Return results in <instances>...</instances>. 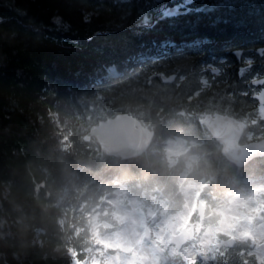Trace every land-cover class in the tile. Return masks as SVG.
<instances>
[{"label": "trees", "instance_id": "16d2710c", "mask_svg": "<svg viewBox=\"0 0 264 264\" xmlns=\"http://www.w3.org/2000/svg\"><path fill=\"white\" fill-rule=\"evenodd\" d=\"M226 35L245 37L225 44ZM245 39L264 46V0H0V237L16 262L72 264L74 252L85 264H115L121 247L106 239L125 227L118 205L132 200L150 226L174 218L165 187L181 185L182 151L166 149L174 136L206 167L197 184L207 200L205 228L219 241L232 236L217 230L226 194L256 189L264 200V157L237 167L199 118L256 103L248 90L253 76L264 77V56L255 54V73L224 60L225 49L251 47ZM210 65L226 73L213 77ZM162 73L178 77L164 83ZM118 113L155 130L143 156L109 157L88 140L93 124ZM137 184L147 191L134 199ZM261 223L255 218L252 227ZM255 248L245 235L189 264H264ZM0 264H14L1 246ZM154 264L188 263L166 252Z\"/></svg>", "mask_w": 264, "mask_h": 264}, {"label": "rangeland", "instance_id": "374dc122", "mask_svg": "<svg viewBox=\"0 0 264 264\" xmlns=\"http://www.w3.org/2000/svg\"><path fill=\"white\" fill-rule=\"evenodd\" d=\"M253 61L254 59L252 57L248 59V62L250 63H253ZM211 68L218 67L211 65L207 66L205 70L211 71ZM258 109L260 114L264 115V106H259ZM256 137L258 136L251 134L250 132H246L242 139V143L255 140L254 138ZM169 148L173 155L183 151L182 144L180 143L169 144ZM231 193H234V189H230L226 196L231 195ZM236 193L229 196L228 206L223 210V217L217 230L223 233L233 232V234L237 237L239 236L241 239L244 238L245 233L250 236L252 235L254 242L257 241L254 252L257 253L258 257L261 259L264 255L258 249V244L264 241V219L260 221L262 222L261 226L256 227H252L250 225L251 223L244 222L243 219L245 217H261L264 200L259 196L256 189H253L248 193ZM199 198V192L196 191L195 188V190L191 192V195L187 200L186 207L182 212L175 215L174 218L166 217L158 219L159 221H157V223H153L152 228L147 225L150 221L147 219L148 217L143 214V212L140 214V211H137L138 204L136 201L132 200L128 208L126 207V204L118 205L117 215L120 217V220L125 223V227L120 232L106 239L109 243L113 242L115 246H118V248L121 247V251H118V254L112 258V262L115 264H130L131 262L129 263L128 258H131L132 260L139 261L142 264H154L155 256L158 252V245H160L165 252L167 251L169 256H172L177 252L180 253L182 258L187 260L188 264L192 263L197 255L208 256V254L212 252L213 254H216L224 251V249L219 250L215 247V243H219V240L215 235V229L212 227H206L200 235L202 236L204 233L209 234L210 239L206 243L194 240L182 247L179 251H177L174 245L170 244V237L180 232V223L183 224V227H187V224L192 221L191 218L197 210L198 202L200 200L204 202V199L199 200ZM233 202H235L238 206L237 210L234 212L226 211V209L232 207ZM149 215L151 220L155 218V216L151 214ZM178 221L180 223H178ZM196 222L198 226L204 227L203 222L199 221V219H197ZM146 225L150 228V236L147 241L144 239ZM126 254H129L128 257H126Z\"/></svg>", "mask_w": 264, "mask_h": 264}, {"label": "water", "instance_id": "95a60500", "mask_svg": "<svg viewBox=\"0 0 264 264\" xmlns=\"http://www.w3.org/2000/svg\"><path fill=\"white\" fill-rule=\"evenodd\" d=\"M243 51H237V56L241 59ZM258 53L263 55L264 47L258 49ZM213 73H218V69H213ZM165 82H173L176 75H161ZM256 86L264 85V79L253 81ZM255 98L261 104H264V89L260 93L255 94ZM211 134L222 144L223 155L232 163L239 167H245L256 158L264 157V139L252 141L246 144H241V139L244 134L246 124L232 117L222 114L212 116L210 114L202 120ZM95 137L103 152L111 157H120L125 161H130L144 155L151 147L155 132L148 126H144L142 122L127 113H118L114 117L99 120L90 128L88 140ZM198 212L203 220L206 214V204L199 203ZM245 221H250V218H245ZM187 229V228H185ZM194 234H200L202 228H195V224H191L189 228ZM191 238H183L181 232L171 237L170 243L176 245L177 249H181L186 243L192 241ZM223 245L233 247L234 239H228L218 244V247ZM0 246L9 256L14 264H18L3 243L0 237ZM163 253L161 247H158ZM259 248L264 252V243Z\"/></svg>", "mask_w": 264, "mask_h": 264}, {"label": "clouds", "instance_id": "9594fccd", "mask_svg": "<svg viewBox=\"0 0 264 264\" xmlns=\"http://www.w3.org/2000/svg\"><path fill=\"white\" fill-rule=\"evenodd\" d=\"M192 148H195L193 143ZM181 158L183 159V165L177 166L175 173L176 177L181 182V185L178 190L171 188L170 185L166 184L169 190L167 192V198L170 201L171 207L177 211L179 214L180 210L184 205H186L191 192L196 188L199 179L206 171V167L201 166L200 157L194 150L185 149L180 153ZM174 164H179V161H174ZM207 162L205 161V165ZM146 189H142L139 184L135 186V190L132 192V196L135 199L137 196L143 197ZM243 189L239 190L238 194H242ZM238 206L233 202L231 208L226 209L228 212L236 211ZM185 219V218H181ZM209 223L214 222L215 216H210ZM178 223H180L178 221ZM180 232L183 238H191L194 240H199L201 242H208L210 236L208 233H204L202 236H197L190 229H185L183 224L180 223Z\"/></svg>", "mask_w": 264, "mask_h": 264}, {"label": "flooded vegetation", "instance_id": "af4514ba", "mask_svg": "<svg viewBox=\"0 0 264 264\" xmlns=\"http://www.w3.org/2000/svg\"><path fill=\"white\" fill-rule=\"evenodd\" d=\"M244 37L245 36H242V35H239V36H228V35H226V36L221 37L220 39H221L222 43L227 44V43H230L233 41H235L237 43V41L243 40ZM242 45L251 46V47L243 48L241 46V47L236 48L235 46H232V47H234L233 49H225L224 60L225 61H228L229 59L234 60L235 62H238L240 64V68L244 72L253 71L255 73L256 69H254V68L257 67V57L255 56V54H257V49H258V47H260L258 45V40L257 39H252V40L245 39V41ZM237 50H244L243 61L238 60L237 57L235 56L234 52ZM251 57L254 59L253 63L248 62V59ZM236 59L238 61H236ZM221 69L223 71V74H225L226 73L225 68H221ZM257 91H258V89H255V90L251 89L250 93H251V95H253ZM235 110H237V111H235ZM235 110H224V111L222 110V111H217V112L214 111V112H207V113H211L213 115L215 113H221L224 115H229L231 117H234L238 120L244 121L247 124V132H250L251 134H254L256 132V128L260 125L259 122L264 121V115H260L258 112V103L257 102L254 103L251 107H247L246 109L239 108V109H235ZM236 114H238V115H236ZM162 121H163V117L161 116L160 117V124L162 123ZM261 125H262L261 127L264 128V123H262ZM259 133L261 135H264V129H263V131H259ZM171 139H175L174 142H176V143L177 142L181 143V137H179V136H175Z\"/></svg>", "mask_w": 264, "mask_h": 264}, {"label": "built area", "instance_id": "2783aa9c", "mask_svg": "<svg viewBox=\"0 0 264 264\" xmlns=\"http://www.w3.org/2000/svg\"><path fill=\"white\" fill-rule=\"evenodd\" d=\"M39 234H40V233H38V234L36 235L35 239H34L36 242H40V241H41L40 238H39Z\"/></svg>", "mask_w": 264, "mask_h": 264}, {"label": "bare ground", "instance_id": "6f19581e", "mask_svg": "<svg viewBox=\"0 0 264 264\" xmlns=\"http://www.w3.org/2000/svg\"><path fill=\"white\" fill-rule=\"evenodd\" d=\"M153 16V15H152ZM61 223H64V220H61Z\"/></svg>", "mask_w": 264, "mask_h": 264}]
</instances>
